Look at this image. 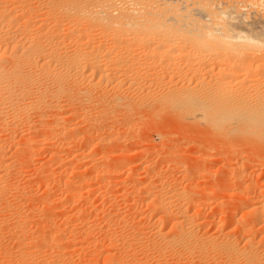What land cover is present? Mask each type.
<instances>
[{
    "label": "bare ground",
    "instance_id": "6f19581e",
    "mask_svg": "<svg viewBox=\"0 0 264 264\" xmlns=\"http://www.w3.org/2000/svg\"><path fill=\"white\" fill-rule=\"evenodd\" d=\"M103 81L110 84L109 92L105 88L108 93L103 90L107 93L106 98V93H99L101 88L98 85ZM83 82L88 84L84 83L85 87H81ZM74 83L75 86L79 83L78 86L81 87L77 86V90L80 89L77 92L80 103L85 101L84 98L88 101L87 98L92 97L89 98L92 101L97 97L99 104H102L100 101L103 102L102 107L115 110L126 108L125 111L129 110L126 113L131 111V114L134 112L133 114L141 116L149 108L154 111L157 108L163 111L166 109L172 117L199 123L201 127L206 126L207 130L219 133L216 135H225L230 144L224 147L231 154H240L243 148L256 143L264 146V0H0V130L1 127L6 129L13 122L18 124V119L22 120V117L33 112L34 115L36 112L45 117L43 113L46 110H60L62 102L70 104L72 100L73 105L76 96L70 99L69 93L76 90L71 91ZM92 90H95L94 94L98 93L103 97L94 96ZM97 103L93 104L97 106ZM63 104L61 107H64ZM113 109L112 112L115 113ZM112 112L105 113L111 115ZM152 113L156 115V112ZM59 115L61 116L60 113ZM60 116L56 113L53 117H42V122L47 117L52 118L47 120V133L59 134V127L68 124L67 120L72 115L66 114L63 118ZM38 117L41 119L39 115ZM25 120L24 118V122ZM30 123L27 121L25 124H29V131L25 128L28 131L26 133L32 134L37 125L41 126L39 122ZM8 129L5 132L8 133ZM21 132L23 133L22 130ZM7 133H0L2 140L14 137H7ZM35 133L33 134L36 136ZM4 134L6 137L2 136ZM33 138L31 139L35 141ZM25 139L23 143L15 139L20 144L15 140L16 144L11 142L17 149H14L15 153L18 150L21 152L17 153L21 160L29 157L24 154L32 151L31 146L36 144L31 142L30 145L31 139ZM111 141L114 142L113 139ZM1 146L0 162L4 166L1 169H5L9 160H5L4 153L8 154V151L3 152ZM11 161L12 158L9 163ZM16 161L15 164H20V160L18 163ZM3 169L0 171L1 195L9 187L6 188L4 178L7 172L4 173ZM182 191L178 193V200L187 193ZM244 195L247 196L245 193ZM182 199L174 209L170 208L174 200L172 196L158 197L156 202H153L155 199L145 201L163 211L159 216L162 228L157 230L162 242L158 251L163 257H166V253L169 255V252H173L175 256L174 252L180 248L182 254L187 253V258L193 256L194 260L207 256L209 252V257L211 254H218L217 257L220 255L229 264H264V247L257 246L261 245L257 244L258 240L263 239L264 243V203L249 209L252 218L240 224V230L246 234L245 244L240 247L234 241L235 238L229 236H223L221 240L216 237L215 240L218 241L212 237L200 239L204 236H198L196 224L194 226L195 222L193 223L188 212V201L182 202ZM233 217L230 216L229 219ZM4 222L2 221L6 224ZM255 225L261 226L262 228L256 227L263 230H260L262 234L259 237L255 232L258 238L254 241L256 245L252 239L254 237L251 238L250 235L254 232ZM197 227L199 226L196 229ZM164 228H168L167 231ZM120 240H116L117 245L131 244L128 239H123L127 241L122 242ZM27 252L26 254L31 253L29 250ZM203 257L201 260L205 259ZM114 259L120 262V258ZM201 260L198 262L201 263ZM219 261L218 263H222ZM192 262L193 260L191 264Z\"/></svg>",
    "mask_w": 264,
    "mask_h": 264
},
{
    "label": "rangeland",
    "instance_id": "374dc122",
    "mask_svg": "<svg viewBox=\"0 0 264 264\" xmlns=\"http://www.w3.org/2000/svg\"><path fill=\"white\" fill-rule=\"evenodd\" d=\"M105 82L98 85L100 90L96 86L99 93L105 88L108 91L110 84ZM84 83L88 84L83 82L81 87H85ZM75 85L74 83L71 86L73 87L71 91L76 90L69 93V97L73 99L76 96L74 99L78 101L81 100L77 93L80 90H77L79 83ZM92 92L94 96L100 97L106 93L103 91L104 94L100 93V95L97 92L94 94L95 90ZM107 93L104 98L107 97ZM89 98L92 99V97ZM89 98H87L88 101L84 98L85 101L82 100L81 103L73 99V105L72 100L70 104L64 102V105L62 102L64 107L60 104L61 111L46 110L43 113L45 117L47 115L53 117L56 113L58 116H60L59 113L61 114L60 118L66 114L72 115L67 120L68 124H63L68 125L67 128L59 127L60 130L62 129L61 132L58 131L59 134L52 135L51 132L48 134L46 124L48 125L47 120L52 118L47 117V122H42L44 116L38 113L40 119L36 112L37 116L33 114L34 112L30 113L32 116H24L28 123L34 121L45 125L41 124L44 128L37 125L39 127H36L33 132H36V136L33 133V136L31 133H26L29 124L25 125L27 121L24 122L23 117L22 120L18 119V124L13 122L8 125L7 128L11 130L8 129L9 135L5 132L7 128L1 127V134L7 133V137L13 135L15 138L8 137L2 140L0 135L3 141L0 142V146L2 145L3 152L8 151V154L4 153L5 160L10 161L12 158L11 164L8 161L5 169L0 162V171L3 169L4 173L7 172L4 178L6 188L9 186L5 190L6 193L5 191L2 193L5 195L0 194L2 196L0 202L3 199L0 204L3 207H0V220L3 222L5 220L4 223H6L3 224L0 221L2 223L0 224V264H26L30 261L32 264H191L192 260L194 262L192 264H199L198 261L204 255L195 261L193 256V259L189 256L187 260V253H184L186 256L182 254L180 248H178L179 251L176 249L177 252H174L175 256L173 252H169V255L166 253V257H163L158 251L162 242L157 235V230L162 228L160 227L162 220L159 216L163 211L149 201L151 205H148L145 201L155 199L153 202H156L158 197L169 196L174 198L170 207L172 209L178 207L181 198L184 199L182 202L188 201V212L192 216L193 223L195 222L194 226L195 224L199 226L197 229L195 226V230L198 231V236H204L199 237L200 239L206 240L212 237L215 240L217 237L219 240L223 236H229L235 238L234 241L238 246L242 247L245 244L246 234L240 230V224L252 218L253 215H250L249 209L264 203V149H262L264 146L262 144L248 145L249 148L244 146L240 154H231L224 147L230 144L225 135L222 136L221 133V136L216 135L219 133L207 130L206 126L203 128L199 123L194 124L195 122L172 117L173 115H168L166 109L163 111L157 108L154 111L149 108L146 113L139 116L133 114L134 112L131 114V111L126 113L129 111H125L126 108L125 110L120 108L122 111L119 108L116 109L117 111L112 108L114 113L112 109L105 106H103L104 109L101 106L104 105L103 102L100 101L102 104H99L97 97H94L96 99L92 101H89ZM94 101L98 102L97 106L94 105L96 104ZM103 109L105 112H112L111 115L105 113ZM152 112H156V115ZM130 114L136 117L132 116L134 118L132 120ZM30 116L37 117L41 122ZM77 126L80 131L76 128ZM10 132H12L11 135ZM103 133L106 135L104 136ZM5 134L2 136L4 137ZM24 134L28 139L34 137L35 141L31 139L30 145H32L31 142L36 143L31 146L32 151L29 149L30 151L24 154L29 155L26 157L28 160L18 159V154L21 152L18 150L20 153H15V145L13 147L15 139L23 143V139L26 138ZM112 139L114 142L111 141ZM37 144L40 147H37ZM5 155L11 156L6 159ZM16 160H20V164ZM15 161L19 165L15 164ZM13 164L15 165L12 166ZM113 166L116 167L113 168ZM12 171L13 174H11ZM181 190L187 193L178 200V193ZM229 215L233 218L229 219ZM256 226H253L254 232L250 233L251 238H255H252L253 242L258 239L255 232L258 237L263 232L261 226H257L261 228ZM123 239H128V243L131 244L117 245L118 240L127 241ZM258 243L261 245L257 246L264 247L263 239L258 240ZM254 245H256L255 242ZM155 246L158 247L155 248ZM26 250L31 253L26 254L28 253ZM207 254L203 257L207 261L210 258V261L213 259L212 261L215 262L218 258V261L220 259L222 263L220 261V263L218 261L207 263L203 259L201 261L204 264L209 262L229 264L220 255L217 257L218 254H211L215 260L213 256L209 257V252ZM114 258H120V262ZM112 259L115 263L114 260L111 261ZM202 262L200 264H203Z\"/></svg>",
    "mask_w": 264,
    "mask_h": 264
}]
</instances>
